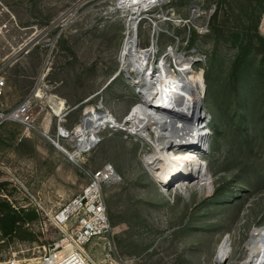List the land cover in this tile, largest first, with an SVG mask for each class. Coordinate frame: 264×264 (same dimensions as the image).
<instances>
[{
	"label": "rangeland",
	"instance_id": "rangeland-1",
	"mask_svg": "<svg viewBox=\"0 0 264 264\" xmlns=\"http://www.w3.org/2000/svg\"><path fill=\"white\" fill-rule=\"evenodd\" d=\"M119 2L0 0L4 109L32 92L41 96L32 129L8 123L0 130V198L37 209L33 197L47 210L60 193L65 200L48 214L55 215L112 166L121 179L102 188L111 230L85 249L94 264H213L227 237L233 257L240 258L264 227V0H165L142 16L139 46L149 48L159 31L156 59L175 48L196 62L206 88L210 136L209 150L200 156V178L172 184L167 193L145 163L153 148L141 137L104 132L77 161L58 154L53 143L55 99L65 105L63 126L70 132L90 110L102 109L122 122L143 101L120 72L126 24L134 15L119 9ZM169 61L175 66L173 57ZM255 82L260 89L252 104L245 98ZM246 114L256 122L245 123ZM47 218L35 214L25 227L35 239L2 237L0 250L13 246L25 258L38 257L33 248L61 239L52 224L43 231Z\"/></svg>",
	"mask_w": 264,
	"mask_h": 264
},
{
	"label": "bare ground",
	"instance_id": "bare-ground-1",
	"mask_svg": "<svg viewBox=\"0 0 264 264\" xmlns=\"http://www.w3.org/2000/svg\"><path fill=\"white\" fill-rule=\"evenodd\" d=\"M164 1L120 0L118 4L119 9L130 10L134 15L126 24L127 40L120 56L122 64L120 72L124 73L139 90L142 103L136 105L122 122H118L112 114L102 109L96 110L90 125H81L74 132L68 131L67 138L76 141L78 152H71L61 146L59 149L62 148L63 150H60L72 161H77L82 153L89 150L91 144L97 142L105 125L113 120L118 131L126 130L128 134L150 142L153 154L145 157V163L163 191L167 193L172 184L180 182L191 184L200 178V156L209 150L207 138L210 133L203 105L206 88L204 78L194 70L196 62L187 60L175 48L166 56L156 59V36L149 48L139 46V25L142 16L156 4ZM195 13L196 11L193 12ZM169 57H173L175 66L170 65ZM134 75L137 77L134 78ZM152 113H157L158 117L153 119V116L149 115ZM112 169L114 173L108 168L105 176L97 179V187L106 179L112 184L120 181L117 171L114 167ZM252 236L250 243L248 242L251 250L248 244L246 247L249 254L244 259L245 264H264V227L256 230ZM230 248V240L227 237L215 261L222 262L232 257ZM70 250L73 249L69 247L61 255H57L54 264L68 259L73 253L72 251L66 255Z\"/></svg>",
	"mask_w": 264,
	"mask_h": 264
},
{
	"label": "built area",
	"instance_id": "built-area-1",
	"mask_svg": "<svg viewBox=\"0 0 264 264\" xmlns=\"http://www.w3.org/2000/svg\"><path fill=\"white\" fill-rule=\"evenodd\" d=\"M159 31L155 32L156 39ZM159 54H157L158 56ZM167 55V54H166ZM165 55V56H166ZM176 69V68H175ZM174 69V70H175ZM6 81L0 72V130L4 125L8 123H15L22 125L24 127L33 128V124L36 120V99L41 100V96L38 93L32 92L29 96H27L21 104L13 108L12 110L4 109V93H5ZM157 96H155L156 98ZM162 97V96H161ZM159 97V98H161ZM53 106L51 107L54 115L58 118V134L56 137V141H53L54 145L59 149V147H69L71 152H78V144L74 141L68 140V130H66L63 126L66 117L65 105L60 100H53L51 102ZM161 104L165 105L164 102ZM97 112L95 109L90 110L86 115H84L81 119L79 126L81 125H90L93 115ZM159 112V111H158ZM119 122V121H118ZM78 126V127H79ZM117 124L112 121L108 122L104 127V132H110V134L117 133L118 131ZM74 132V131H73ZM123 132V131H121ZM124 133L128 134L126 130ZM102 134V133H101ZM100 134V135H101ZM100 142V138L97 140ZM97 142L91 144L92 146L89 148L87 152H90L97 145ZM68 143H75V145H69ZM62 149V148H60ZM59 149V150H60ZM63 150V149H62ZM152 150V147H151ZM61 151V150H60ZM82 154H85L82 153ZM81 154V155H82ZM81 156H79L80 158ZM78 160V159H77ZM110 169L111 172H115L112 169V166L105 167L101 172L97 173L93 177V183L82 193L74 197L70 202L63 205L60 211L55 215L47 214V222L42 223L43 231H48V226L53 225L59 232H61V239L59 241L52 242L49 245H39L33 248L31 251L38 252V257L33 258H25L23 255L25 251H16L13 246L9 249H6L5 252L0 250V264H54L56 256L60 253L64 252L65 249L71 247L73 249V253L70 255L68 259L58 263V264H94L91 260H89L85 255V249L97 239H101L107 236L111 230V224L107 215L106 207L102 197V188L103 184H112L110 181L106 179L104 182H100V187H97L96 182L99 177H104L107 169ZM0 169L4 170L1 165ZM108 171V170H107ZM107 177V175H106ZM7 199L11 204L13 201L8 196H3ZM32 197V196H31ZM33 202H35L37 209L44 210L42 206L37 202L35 198L32 197ZM13 207L16 206L13 204ZM27 208V207H21ZM17 209V208H16ZM52 214V213H49ZM25 227H31V224L28 223ZM2 235L0 232V247L5 243L2 239ZM29 251V250H27ZM28 253V252H27ZM247 248L243 255L240 258L229 257L226 260L214 261L213 264H245L244 259H246ZM5 255V256H4ZM220 262V263H219Z\"/></svg>",
	"mask_w": 264,
	"mask_h": 264
},
{
	"label": "trees",
	"instance_id": "trees-1",
	"mask_svg": "<svg viewBox=\"0 0 264 264\" xmlns=\"http://www.w3.org/2000/svg\"><path fill=\"white\" fill-rule=\"evenodd\" d=\"M264 41V39H262ZM253 89L250 94L246 95V98L250 103L256 104L258 101L256 100L257 92L260 89V86L257 82L253 84ZM260 112H258V117H260ZM245 123H255L256 118L246 114L244 119ZM5 184L0 183V194L2 192V188ZM1 199V198H0ZM7 200V199H6ZM17 208V209H16ZM13 207L8 200H0V232L3 238L8 240L18 239L21 242L26 240L35 239L34 235H32L27 229H25V225L28 224L29 221L35 219V214H38L36 209L34 208H21L16 206ZM27 214H33L29 216ZM38 239L37 235H35ZM73 250L66 252V255L70 254Z\"/></svg>",
	"mask_w": 264,
	"mask_h": 264
},
{
	"label": "crops",
	"instance_id": "crops-1",
	"mask_svg": "<svg viewBox=\"0 0 264 264\" xmlns=\"http://www.w3.org/2000/svg\"><path fill=\"white\" fill-rule=\"evenodd\" d=\"M122 52V51H121ZM6 101V100H5ZM20 103V102H19ZM19 103H17V104H15L14 106H17V105H19ZM79 106V105H78ZM81 106V105H80ZM79 106V107H80ZM55 150L58 152V154H62V155H64L61 151H59L58 149H56L55 148ZM56 152V153H57ZM59 157V156H58ZM62 160L64 161V165L66 166V163H70V162H68L67 160H66V157L65 156H63L62 157ZM59 193V192H58ZM62 194H58V196L56 197V199H57V202L55 203L56 205H54L53 207H52V209H44V210H40V211H38L36 208V211H37V213L38 214H49L50 213V211H53V210H55V209H57L58 208V206L61 204V203H63V201L65 200L64 198H63V196H61ZM35 207V206H34Z\"/></svg>",
	"mask_w": 264,
	"mask_h": 264
}]
</instances>
